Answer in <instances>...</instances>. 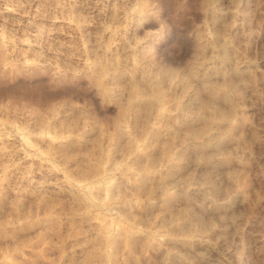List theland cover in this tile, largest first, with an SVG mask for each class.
<instances>
[{"label":"rangeland","instance_id":"obj_1","mask_svg":"<svg viewBox=\"0 0 264 264\" xmlns=\"http://www.w3.org/2000/svg\"><path fill=\"white\" fill-rule=\"evenodd\" d=\"M0 264H264V0H0Z\"/></svg>","mask_w":264,"mask_h":264}]
</instances>
